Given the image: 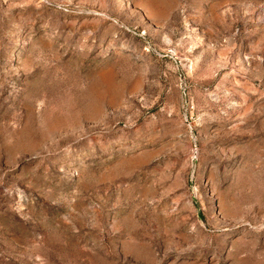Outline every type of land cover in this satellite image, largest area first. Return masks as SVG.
I'll list each match as a JSON object with an SVG mask.
<instances>
[{
	"label": "rangeland",
	"instance_id": "obj_1",
	"mask_svg": "<svg viewBox=\"0 0 264 264\" xmlns=\"http://www.w3.org/2000/svg\"><path fill=\"white\" fill-rule=\"evenodd\" d=\"M0 264H264V0H0Z\"/></svg>",
	"mask_w": 264,
	"mask_h": 264
}]
</instances>
